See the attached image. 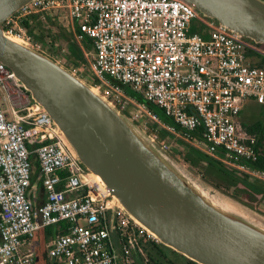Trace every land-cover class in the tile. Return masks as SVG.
I'll list each match as a JSON object with an SVG mask.
<instances>
[{
	"label": "built area",
	"instance_id": "built-area-1",
	"mask_svg": "<svg viewBox=\"0 0 264 264\" xmlns=\"http://www.w3.org/2000/svg\"><path fill=\"white\" fill-rule=\"evenodd\" d=\"M199 14L184 0H31L0 27L63 65L59 59L76 43L83 56H92L95 87L126 114L137 105L151 119L156 140L157 127L165 128L182 144L264 183V169L249 164L259 157V137L239 119L246 99L262 107L264 117V65L250 62L256 54L264 58V49L213 18L203 21L207 37L191 33ZM67 29L73 41L62 39ZM32 154L46 195L41 203L31 181ZM51 226L58 232L45 242L50 264H133L134 248L160 242L113 205L48 112L0 61V264H36L30 243L38 229Z\"/></svg>",
	"mask_w": 264,
	"mask_h": 264
},
{
	"label": "water",
	"instance_id": "water-1",
	"mask_svg": "<svg viewBox=\"0 0 264 264\" xmlns=\"http://www.w3.org/2000/svg\"><path fill=\"white\" fill-rule=\"evenodd\" d=\"M29 1L0 0V25ZM184 1L264 43V0ZM0 61L48 112L79 162L109 190L113 205L164 246L199 264H264V213L206 181L94 85L1 27Z\"/></svg>",
	"mask_w": 264,
	"mask_h": 264
},
{
	"label": "trees",
	"instance_id": "trees-1",
	"mask_svg": "<svg viewBox=\"0 0 264 264\" xmlns=\"http://www.w3.org/2000/svg\"><path fill=\"white\" fill-rule=\"evenodd\" d=\"M200 34L203 37H207V31L205 29L199 28L198 29ZM250 40V39H249ZM251 42H253L252 40H250ZM256 46L264 49V43H255L253 42ZM88 48H91L90 45H86ZM248 55H251V53L248 52ZM258 57V60H256L254 62V64L258 65V66H263L264 65V58L261 55L256 54ZM68 57H72L74 59L77 60H84V56L83 53H81L80 49L77 47V45L70 43L69 44V54L67 55ZM93 84H97V79L94 78ZM128 95L134 97L138 102L145 104L151 111L153 110V104H149L147 103L143 97L141 95H136L132 92L127 93ZM157 115H159V117L161 118V120L164 123L170 124V125H174V123L172 121H168V117H166L165 115L163 116L160 113H157L156 111L154 112ZM259 113H260V117L257 118L255 121L251 122V123H246V122H241L242 126L248 130L251 133H256L259 137V147H260V154L259 157L256 161L253 162H249V164L253 167L256 168H261L264 169V144L262 143L261 140V132L263 129V121H264V117H263V108L261 107L259 109ZM240 118V116H239ZM153 127L155 128V125H153ZM157 135H159V137L163 138V137H168L171 138L173 137L169 131H167L165 128H159V130L156 131ZM182 142V141H180ZM205 156H199L196 155L191 149H187L186 154H185V162L188 163V166L190 167H195L197 169L200 170H204L205 172H200L201 176H207L208 172H215L220 174L225 180H227L228 182H235L232 178H234L237 182L246 185V186H250L253 188H256L255 185H259L256 182L251 183L248 179H247V175L239 170H236L232 167H229L219 161H217L214 157L204 153ZM31 163H32V169L34 167V161L35 160V155L32 154L30 157ZM233 173H237L239 176L235 177L233 175ZM244 181H248L250 182V185L245 184ZM215 186L218 187L219 189H221L222 191L226 192L222 187H221V183L220 184H216ZM262 186V185H260ZM264 187V186H263ZM229 193V192H227ZM234 196V195H233ZM58 227H54V233L58 232L57 230Z\"/></svg>",
	"mask_w": 264,
	"mask_h": 264
},
{
	"label": "rangeland",
	"instance_id": "rangeland-1",
	"mask_svg": "<svg viewBox=\"0 0 264 264\" xmlns=\"http://www.w3.org/2000/svg\"><path fill=\"white\" fill-rule=\"evenodd\" d=\"M207 18L202 16L201 14H199L198 18L195 19L193 22H192V25H191V29H190V32H199V28H202V29H205L206 31H208V28L204 26L203 24V21H205ZM63 40H67L69 39L70 41H73V34H72V31L70 29H67V30H64L63 31ZM40 34H43V32L40 31ZM246 40L248 41L249 39L246 38ZM72 44H75L77 45L76 43L72 42ZM77 47L80 49L81 53L82 52V49H81V46L77 45ZM84 49H87V47H84ZM53 56V55H52ZM54 57V56H53ZM57 58V57H56ZM59 58V57H58ZM92 59V56L91 54H88L87 57L84 56V60H77V59H74V58H70L68 56H65V57H62L61 61H65V65L67 67H70V69H72L77 75H79L83 80H85L87 83L91 84V85H94L93 84V81H94V76L89 68V62L91 61ZM256 58H252L250 59V62H255ZM124 90L129 93V92H132L136 95H141L140 93L136 92L134 89H132L130 86H124L123 87ZM245 106L242 108V114L240 115V122H246V123H251L253 121H255L257 118L260 117V113H259V106L257 104H255V102H253L252 100H246L245 101ZM153 106V110L152 112H157V113H160L164 116L162 110L155 106V105H152ZM129 110L132 111L131 114H127L128 116H130L132 118V115H136L137 114V119H134L132 118V120L137 123L138 125H140L142 128H144L149 134L152 133V121L151 119H149L145 112H143L137 105H133L131 104L129 106ZM159 116V115H158ZM168 121H172L170 118H168ZM173 122V121H172ZM160 127H157V130H159ZM156 130V131H157ZM178 138L176 139H172L171 138H168L167 137V142L171 143L173 141H176ZM178 141H181L178 139ZM182 143V142H181ZM168 144V143H167ZM170 150H171V153L178 159L180 160L181 162H183L184 164H186L188 166V163L184 161V157H183V154L187 151V145H184L182 144V147L179 148V150H175V148L173 147H170ZM192 171L196 172L197 174H200V172H202V170L200 169H197L195 167H190L188 166ZM213 173V172H211ZM214 174V173H213ZM203 177L206 181L212 183L213 185H215L216 183V179H214L212 176H208L207 177H204V176H201ZM252 182H256L258 183L259 185H262L264 186V183L263 182H260V181H257V180H253ZM221 190V189H220ZM231 194V193H229ZM233 195V194H231ZM248 194L245 192V191H241V192H238L237 195L234 197L238 198L240 201L244 202L245 204L246 203V200H245V196H247ZM262 208L264 207V203H258ZM249 205V204H247ZM250 206V205H249ZM252 207V206H250ZM253 208V207H252ZM261 208V209H262ZM255 209V208H254ZM260 209V210H261ZM259 211V210H258ZM262 212V211H260ZM263 213V212H262ZM53 229L55 226H51Z\"/></svg>",
	"mask_w": 264,
	"mask_h": 264
},
{
	"label": "flooded vegetation",
	"instance_id": "flooded-vegetation-1",
	"mask_svg": "<svg viewBox=\"0 0 264 264\" xmlns=\"http://www.w3.org/2000/svg\"><path fill=\"white\" fill-rule=\"evenodd\" d=\"M157 140L166 145L165 147L171 152L170 147L175 148V150H179L182 147V143L178 140L173 141L171 143L167 142V137H159L157 135ZM168 143V144H167ZM185 154H183L185 161ZM202 172L205 171L202 169ZM214 173V174H213ZM208 172V176H212L216 179V184L221 183V187L226 191L233 195H237L238 192L245 191L248 195L245 196L246 203L252 206L253 208L262 211L264 213V207L262 208L258 203H264V187L260 185H255L256 188L243 185L237 182L234 178H232L235 182H228L225 180L220 174L215 172ZM239 176L237 173L234 174ZM207 177V176H205ZM253 183L252 181H250ZM262 193V194H261ZM262 208V209H261ZM261 209V210H260ZM133 264H199L194 260H191L185 254L178 252L176 250L167 248L161 242L151 243V242H143L140 249H133Z\"/></svg>",
	"mask_w": 264,
	"mask_h": 264
},
{
	"label": "crops",
	"instance_id": "crops-1",
	"mask_svg": "<svg viewBox=\"0 0 264 264\" xmlns=\"http://www.w3.org/2000/svg\"><path fill=\"white\" fill-rule=\"evenodd\" d=\"M246 100H248V99H246ZM249 100H252L253 102H255L253 99H249ZM244 104H245V102H244ZM255 104H257V103L255 102ZM244 106L245 105H243V107ZM260 108L261 107L259 106V109ZM241 112H242V109H241ZM241 112H240V115L242 114ZM33 163H34V167L31 170V181L33 182V184L36 187L35 192H34V197H35L37 203H41L45 200L46 195H45V192H44V190H43L42 186L40 185L38 178H37V175L39 173V169L36 165V161H34ZM53 235H54V229L52 227L41 228L35 232V235H34L32 241L30 243V248H32L34 251L36 264H50L51 263V258L47 255L46 250H45V242L49 238H51Z\"/></svg>",
	"mask_w": 264,
	"mask_h": 264
},
{
	"label": "bare ground",
	"instance_id": "bare-ground-1",
	"mask_svg": "<svg viewBox=\"0 0 264 264\" xmlns=\"http://www.w3.org/2000/svg\"><path fill=\"white\" fill-rule=\"evenodd\" d=\"M93 177L95 178V180L101 182L100 179H99L95 174H93ZM101 183H102V182H101Z\"/></svg>",
	"mask_w": 264,
	"mask_h": 264
}]
</instances>
